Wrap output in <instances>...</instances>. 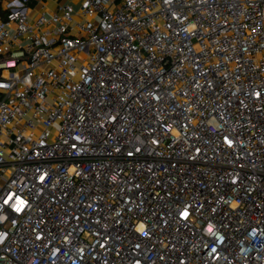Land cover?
<instances>
[{
	"label": "built area",
	"instance_id": "1",
	"mask_svg": "<svg viewBox=\"0 0 264 264\" xmlns=\"http://www.w3.org/2000/svg\"><path fill=\"white\" fill-rule=\"evenodd\" d=\"M44 1L0 0V264H264V0Z\"/></svg>",
	"mask_w": 264,
	"mask_h": 264
},
{
	"label": "rangeland",
	"instance_id": "2",
	"mask_svg": "<svg viewBox=\"0 0 264 264\" xmlns=\"http://www.w3.org/2000/svg\"><path fill=\"white\" fill-rule=\"evenodd\" d=\"M46 2H48L50 4L51 8H54L56 6V2H63V0H45ZM75 9H78L80 4H75Z\"/></svg>",
	"mask_w": 264,
	"mask_h": 264
},
{
	"label": "crops",
	"instance_id": "3",
	"mask_svg": "<svg viewBox=\"0 0 264 264\" xmlns=\"http://www.w3.org/2000/svg\"><path fill=\"white\" fill-rule=\"evenodd\" d=\"M43 6H45V7L47 8L46 10L49 11V12H50L51 9H52V8L50 7V4H49L48 2H46V1H44L43 4H42L41 6L38 7V11H40V12L45 11V8H44Z\"/></svg>",
	"mask_w": 264,
	"mask_h": 264
}]
</instances>
